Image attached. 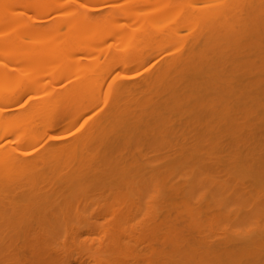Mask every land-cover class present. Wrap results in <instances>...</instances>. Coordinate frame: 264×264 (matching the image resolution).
Listing matches in <instances>:
<instances>
[{
  "label": "bare ground",
  "instance_id": "6f19581e",
  "mask_svg": "<svg viewBox=\"0 0 264 264\" xmlns=\"http://www.w3.org/2000/svg\"><path fill=\"white\" fill-rule=\"evenodd\" d=\"M106 1L0 0V53L10 49L15 55L0 56V63L19 62L27 48L14 37L35 33L47 20H65L57 36H73L64 47L72 54L89 55L98 44L107 45L109 64L87 78L76 73L79 58L65 51L52 60L53 48L41 43L34 59L43 65L30 87L0 86V122L10 130H0V214L10 215L13 228L23 233L20 241L37 245L38 251L59 224L64 237L100 224L128 226L141 209L135 196L156 160L184 163L189 152L191 160L204 163L220 154L234 157L230 165L238 163L237 169L239 159L240 164L250 160L241 169L247 166L264 178V0H125L119 7L103 6ZM151 18L164 22L159 39L140 35ZM17 23L23 25L14 28ZM126 42V49L113 52ZM173 47L182 49L151 61L156 51ZM130 56L135 58L129 62ZM113 63L131 74L104 90L96 78L107 75ZM8 70L0 66V77ZM67 76L71 80L63 81ZM29 89L50 95L47 103L25 113L16 106ZM47 108L55 119L37 123ZM98 109L87 136L71 138L69 128ZM65 116V127L55 131ZM218 158L215 164L223 160ZM139 160L142 164L125 168ZM241 169L238 174L245 178L248 172ZM262 180L255 182L264 187ZM112 195L122 196L124 207L105 214L99 204ZM69 200L75 204L63 205Z\"/></svg>",
  "mask_w": 264,
  "mask_h": 264
},
{
  "label": "rangeland",
  "instance_id": "374dc122",
  "mask_svg": "<svg viewBox=\"0 0 264 264\" xmlns=\"http://www.w3.org/2000/svg\"><path fill=\"white\" fill-rule=\"evenodd\" d=\"M126 2L107 0L103 6L113 4L119 7ZM162 6L165 7V4ZM107 10L105 8L97 13L104 14ZM84 11L81 10L80 14ZM22 12L26 13L27 9H22ZM154 21H159V18L149 19L144 24L145 30L141 29L140 35L145 39H159L162 36L164 22ZM65 24L62 18L55 21L47 20L39 24L35 33L22 38L19 35L15 36L14 38L20 39L21 45L27 48V53L17 63L11 62L10 59L15 58V55L10 49L0 53V56L10 58L0 63V66L9 67L7 74L0 77V86L30 87V83L35 80L31 78L33 73L39 71L43 65L41 61L34 59L36 54L34 49L41 43L49 44L53 48L49 56L52 60L65 51L74 58H79L80 64L76 73L86 75L87 78H91V72L109 64L104 53L107 45L98 44L89 55L72 54L68 48H64L69 38L73 37L57 36L59 32L64 31ZM22 25L14 24V28ZM123 31L128 33L130 29L124 28ZM74 32L75 30L71 34ZM182 34L186 36L189 31ZM128 46L126 42L115 47L113 52L123 51ZM74 47L75 45H71V48ZM181 49L182 47H173L156 51L151 61H154L158 54L166 55ZM134 58L130 56L127 61L130 62ZM149 65L150 62H147L140 66L139 72ZM110 69L107 75L100 74V77L96 78L97 83L104 90L114 89L121 78L131 74L125 72L122 63H113ZM70 80L69 76L63 78L66 82ZM49 95V90L29 89L16 107L22 106L21 110L26 113L37 103H47ZM99 109L89 112L69 128L67 133L72 134L71 138L87 136L89 126L97 118ZM67 118L65 116L61 121H57L59 123L56 126L54 124L55 131L65 127ZM42 119H55L51 108L42 110L37 116V123L40 124ZM2 124L3 121L0 122V130L10 132ZM262 138L255 137L260 141ZM240 143L242 145L241 141ZM244 150L243 153L247 152L246 149ZM230 151L237 153L236 150ZM226 153L228 154L227 151ZM185 155L187 160L184 163L174 160L152 162L154 169L146 175V185L141 193L135 196L141 204V209L130 224L123 228L100 224L91 229L83 228L84 231H80L78 236L68 233L64 237L65 234H62V227L59 224L50 231L52 232L50 242L45 243L38 251L37 245L20 241L23 233L20 229L13 228L10 215L0 214V264H264V187L261 183L257 185L255 182L264 178L259 180L257 173L251 171L252 169L249 170L247 166V171L241 169L246 164L250 165V160L240 164L242 158L239 159L238 166H242L238 169L248 174L255 173L252 176L253 178L257 176L255 180L250 176L252 173L249 176L247 174L245 178L242 177L243 174L242 176L238 174L241 171L233 168L238 163H234L233 167L230 165L231 160L236 161L231 155L233 159L229 160L227 157L218 158L220 156L218 154L214 160L223 159L218 164H215L214 160L204 163L195 162L191 160L193 155L189 152ZM249 158L247 156L246 159ZM139 164H142V161H134L129 167L126 163L124 165L127 169ZM112 174L113 170H109L108 175ZM151 190L154 192L152 199L148 196L149 192L152 193ZM124 203L122 196L112 195L101 201L99 205L101 211L106 214L120 210L124 207ZM74 204L73 200L63 202L66 206ZM69 226L76 231L74 223H69ZM256 250L258 257L253 254Z\"/></svg>",
  "mask_w": 264,
  "mask_h": 264
}]
</instances>
